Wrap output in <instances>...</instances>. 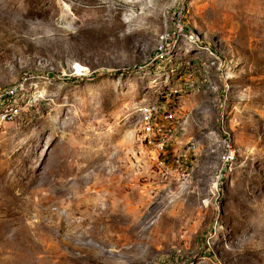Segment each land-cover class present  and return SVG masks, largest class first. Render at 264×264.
Returning a JSON list of instances; mask_svg holds the SVG:
<instances>
[{"label":"rangeland","instance_id":"obj_1","mask_svg":"<svg viewBox=\"0 0 264 264\" xmlns=\"http://www.w3.org/2000/svg\"><path fill=\"white\" fill-rule=\"evenodd\" d=\"M0 0V264H264V0ZM172 98L189 180L165 177L141 109ZM230 135L231 162L220 139Z\"/></svg>","mask_w":264,"mask_h":264},{"label":"built area","instance_id":"obj_2","mask_svg":"<svg viewBox=\"0 0 264 264\" xmlns=\"http://www.w3.org/2000/svg\"><path fill=\"white\" fill-rule=\"evenodd\" d=\"M177 1L180 4L173 15L174 29L161 34L156 59L164 57L171 38L184 37L193 41L197 37L184 19V5L189 0ZM39 99V92L24 80L1 87L0 123L14 122L25 116L37 105ZM139 130L157 172L180 182L189 180L195 165L193 147L190 141L182 139L183 128L175 113L172 98L163 96L160 100L143 106ZM220 141L226 149L224 162H231L233 148L230 135L223 134Z\"/></svg>","mask_w":264,"mask_h":264}]
</instances>
